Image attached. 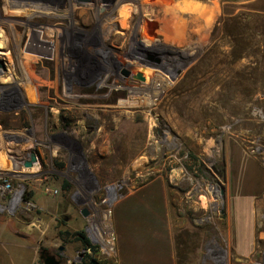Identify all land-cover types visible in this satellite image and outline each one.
Instances as JSON below:
<instances>
[{
  "label": "rangeland",
  "instance_id": "obj_1",
  "mask_svg": "<svg viewBox=\"0 0 264 264\" xmlns=\"http://www.w3.org/2000/svg\"><path fill=\"white\" fill-rule=\"evenodd\" d=\"M246 1L0 0V55L9 60L0 59L9 124L0 138L40 149L45 165L16 159L20 173H0V195L14 193L0 200V216L18 230L2 238L0 264H43L41 251L60 246L79 264L85 247L61 229L84 231L95 259L118 264L114 208L155 179L167 186L177 264H264V15ZM7 4L37 11L7 13ZM83 5L92 20L76 27L72 6ZM110 13L128 23L116 29L127 35L104 36L99 21ZM57 25L65 54L67 45L85 49L90 76L80 82L94 80L66 101L36 83L48 62L33 66L16 52L34 26ZM96 67L106 72L94 78ZM146 89L156 102L138 99Z\"/></svg>",
  "mask_w": 264,
  "mask_h": 264
},
{
  "label": "crops",
  "instance_id": "obj_2",
  "mask_svg": "<svg viewBox=\"0 0 264 264\" xmlns=\"http://www.w3.org/2000/svg\"><path fill=\"white\" fill-rule=\"evenodd\" d=\"M246 8L264 15V0H247ZM77 9L80 8L72 6L71 12L74 13ZM5 10L7 13L28 16L33 11H37L34 8L14 10L8 4ZM51 11L49 9V14ZM7 24L11 25L14 22H7ZM31 27L29 26V28ZM17 42V46H20L21 41L18 40ZM29 46L26 50L19 47L16 50L17 54L22 53L20 55L30 57L32 50ZM0 59L8 60L5 55H0ZM15 80L18 83V77L15 76ZM2 126L0 124V127ZM12 141L14 140L3 141L0 138V173L16 175L21 170V166L16 160L18 159L16 151L29 147H17L16 144L19 142L15 140L13 143ZM36 169V167L33 168V170ZM13 199L14 193L11 190L5 191L2 196L0 195V200L4 203H10ZM113 220L118 264H177L175 226L168 190L164 181L155 179L121 198L114 208ZM13 221L0 216V245L4 244L2 242L3 237L7 235L17 236L18 230Z\"/></svg>",
  "mask_w": 264,
  "mask_h": 264
},
{
  "label": "flooded vegetation",
  "instance_id": "obj_3",
  "mask_svg": "<svg viewBox=\"0 0 264 264\" xmlns=\"http://www.w3.org/2000/svg\"><path fill=\"white\" fill-rule=\"evenodd\" d=\"M80 9H77L74 13L77 14V16H79L78 18H71V24L74 26H78L79 23H77L78 20H82L85 21L86 23L89 22V20H92L90 18L85 17L83 14L87 11V9H89V7H87V5L85 7L82 6H77ZM91 9V6H90ZM100 9V7H98V10ZM82 14V15H81ZM64 20L69 19V16H64L63 17ZM67 18V19H65ZM116 14H111L105 19V20H101L99 21V25L101 27V29H103V34L106 38L111 37L113 35H127V33H122V32H117L116 29L117 27H122L124 29L128 28V23H124L121 21H118L116 19ZM77 20V21H76ZM41 28V27H40ZM38 29V27L35 26L34 29L30 30L29 33V37L32 36H36L38 41L36 43H33L32 37L31 40L29 42L30 46H32V52L30 54V58L31 60H34L33 66H37L38 62L39 63H46L48 62V64L45 66L44 64H41L40 66H42V68H40V75L42 78L41 81H39V79L36 81L37 84L39 85H49L52 84L54 87H52V91L54 92L56 98H60L62 99V101H66V98L68 95H70V90H73V88L75 87H85L87 86H91L92 83H81L80 82V78H87L89 79L90 74L88 73V66L84 67L83 64L86 63V61L88 60V57L86 55H84L86 52L84 51L85 49H83V47H77L75 45H67L66 47L68 48V54H65L62 50L64 48V45H62V41H61V34H62V29L59 28V26H53L51 27H46L45 26V31ZM65 47V48H66ZM78 53H83V55H78ZM72 58H75L74 61H72ZM82 63V65H81ZM80 68H77L76 66H78ZM96 64V63H95ZM96 66H98L96 64ZM16 67V65H15ZM54 67V69H53ZM96 72L94 74H91V76L97 77L98 76V72L102 73V71L105 70V68H97L96 67ZM4 76H2L3 78H5V75L11 79V75L9 73L7 74H3ZM21 75V74H20ZM97 75V76H96ZM39 76V75H38ZM22 77V76H21ZM40 77V76H39ZM1 78V77H0ZM63 78V80H62ZM93 78V79H94ZM21 80L24 81L23 77L20 78L19 77V83H21ZM27 80V79H26ZM25 82V81H24ZM63 86V87H62ZM66 86V87H65ZM162 89L165 90L166 86L162 84ZM67 91V93L65 94L64 92L61 91H65V89ZM88 89V88H87ZM84 89V90H87ZM15 88H10L8 91L9 92H15L14 91ZM45 93H50L48 90L43 91ZM164 92V91H163ZM142 96H138V99H143L146 102H151L154 103L157 101V99L154 98V95L152 94V91L150 89H146V90H142L141 93ZM63 95V96H61ZM67 95V96H66ZM136 95V93L134 94ZM145 95V96H144ZM54 100V98H52ZM152 101H150V100ZM8 100H14L13 98H9ZM71 103H67L66 106H70ZM80 106V105H79ZM6 112H9L7 110V108H5ZM0 124H2L3 126H8V120L3 117L2 115L0 116ZM26 149H18L17 152H21V156L18 159H23V162H21L22 165H24V163L27 160H24L26 158H32L33 155H35L38 159V161L36 163H34L33 168H37L38 171H41L43 168H45L44 162L42 160V154H41V150L38 148H30L28 149L29 151H25ZM25 151V152H24ZM26 156V157H25ZM28 159V160H30ZM30 196H28L29 198L26 200H30L32 198L31 193H29ZM88 249L90 248H85L83 253L81 254V261L79 264H83L86 261L89 260V264H96L93 262V260H97L95 259L94 255H92L91 251H88ZM66 250L65 246H60L58 249H43L41 251V261H43V264H47L46 263V258L48 255L50 256H55V258L60 261V264H68V259L69 257L66 256V254L64 253ZM98 261V260H97ZM100 262V261H99ZM101 263V262H100ZM71 264H75V262H71ZM103 264V263H101Z\"/></svg>",
  "mask_w": 264,
  "mask_h": 264
},
{
  "label": "trees",
  "instance_id": "obj_4",
  "mask_svg": "<svg viewBox=\"0 0 264 264\" xmlns=\"http://www.w3.org/2000/svg\"><path fill=\"white\" fill-rule=\"evenodd\" d=\"M29 197L26 196V199H28ZM60 234L61 236L63 237L64 235H70L73 237V239L75 241H80L82 243V245L85 247V248H90L92 249L93 251H97L96 250V246H94L89 237L86 235V233L84 231H75V232H70L69 230H64V229H61L60 231ZM83 264H89V260L86 261L85 263Z\"/></svg>",
  "mask_w": 264,
  "mask_h": 264
},
{
  "label": "water",
  "instance_id": "obj_5",
  "mask_svg": "<svg viewBox=\"0 0 264 264\" xmlns=\"http://www.w3.org/2000/svg\"><path fill=\"white\" fill-rule=\"evenodd\" d=\"M38 161L37 157L35 155L32 156V158L30 160H27L24 163V167L26 169H33L34 163H36ZM84 216H86L88 214V212L86 210L83 211ZM94 263L96 264H101L99 261L97 260H93ZM46 263L47 264H60V261H58L55 256H50L48 255L46 258Z\"/></svg>",
  "mask_w": 264,
  "mask_h": 264
},
{
  "label": "built area",
  "instance_id": "obj_6",
  "mask_svg": "<svg viewBox=\"0 0 264 264\" xmlns=\"http://www.w3.org/2000/svg\"><path fill=\"white\" fill-rule=\"evenodd\" d=\"M7 187H9V185H7ZM46 192H47L48 194L53 195V194H56L58 191H57L56 189H53V188H47V189H46Z\"/></svg>",
  "mask_w": 264,
  "mask_h": 264
}]
</instances>
